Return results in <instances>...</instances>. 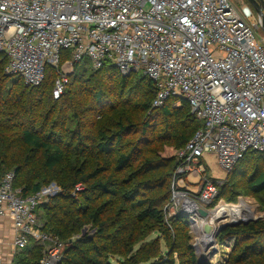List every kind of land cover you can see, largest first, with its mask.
Segmentation results:
<instances>
[{
	"label": "built area",
	"instance_id": "obj_1",
	"mask_svg": "<svg viewBox=\"0 0 264 264\" xmlns=\"http://www.w3.org/2000/svg\"><path fill=\"white\" fill-rule=\"evenodd\" d=\"M251 6L231 0H0V56L7 59L5 72L27 85H40L47 67L55 68L54 98L63 94L74 64L89 59L93 69L111 62L123 76L151 80L153 108L171 96L187 100L200 127L178 152L167 217L187 214L196 231L195 222L207 219L200 210L210 216L216 209L211 205L221 182L206 157L213 155L229 172L248 151L264 154L263 25ZM15 176L10 170L0 180V218L13 220L14 248L25 249L33 238L43 248L38 264H66V242L46 231L36 213L55 188L25 196Z\"/></svg>",
	"mask_w": 264,
	"mask_h": 264
},
{
	"label": "trees",
	"instance_id": "obj_2",
	"mask_svg": "<svg viewBox=\"0 0 264 264\" xmlns=\"http://www.w3.org/2000/svg\"><path fill=\"white\" fill-rule=\"evenodd\" d=\"M6 63L0 56V180L7 171H15L14 185L25 196L39 192L48 181L59 185L60 193L40 203L36 213L46 231L66 242V264H114L116 255L123 258L120 264L150 260L154 261L149 264H160L164 255L159 239H146L155 230L162 233L169 254H176L179 264H209L198 262L187 215L167 217L178 152L200 127L187 100L171 96L153 108V82L140 73L123 76L111 62L97 70L75 63L63 94L54 98L55 68L47 67L45 80L32 86L7 74ZM135 90L145 94L138 103L130 97ZM138 106L152 116L141 118L142 124L128 116ZM154 111L162 115L159 126L148 121L155 117ZM132 134H139V140L127 147L123 140ZM166 147L173 153L165 154ZM116 149L120 150L115 155ZM255 159L259 162L264 154L248 151L227 172L211 207ZM124 170L129 171L125 182L133 185L121 190L117 174ZM254 176L249 193L260 194L264 171L255 169L250 179ZM78 184L85 188L77 195ZM142 189L157 196L137 198ZM120 191L124 200L115 202ZM89 225L97 228L95 235L84 232ZM218 236L221 241L235 239L224 264H264V220L227 226ZM42 252L41 244L29 241L17 262L38 264Z\"/></svg>",
	"mask_w": 264,
	"mask_h": 264
},
{
	"label": "rangeland",
	"instance_id": "obj_3",
	"mask_svg": "<svg viewBox=\"0 0 264 264\" xmlns=\"http://www.w3.org/2000/svg\"><path fill=\"white\" fill-rule=\"evenodd\" d=\"M231 1H233L234 3L239 4V5H241L242 2H245V0H231ZM251 7L253 8L254 11H256L253 6H251ZM253 21H255V20L253 19ZM258 36L261 39L264 38V28L263 27L259 28ZM87 65L91 67V62L89 59H84V61H82L80 63L81 67H86ZM50 73H52L53 78H55V72L50 70ZM52 87L53 86L51 85L50 89H52ZM144 96H145V94L143 93V90H135V91L130 93V97H131L132 101H135L136 103H138V101H140L142 98H144ZM137 105H139V104H137ZM149 114H150V112H143L141 110L140 106H138V110H134L132 108V111L128 116L133 118L134 120H136V122H138L139 124H142L139 122V120L141 118L146 119L147 117H152ZM152 114L155 115V117L152 120L149 119L148 121H151L152 124L156 123L159 126V123L162 120L161 113L160 112L158 113V111H156V112L154 111ZM158 129L159 128H157L156 130H158ZM139 136H140L139 134H137V135L132 134L130 136H125L123 141H125V143L128 147L130 145V143L132 142V140H134V141L139 140ZM119 150L120 149H116L114 154L116 155L119 152ZM177 152L178 151L175 152V155ZM170 153H173V150L169 147H166L165 148V154L168 155ZM248 162H247L246 167L243 171V175H239V176H236L233 178L231 185L229 187H225V192H226L225 197L222 200H220L215 207H213L214 209L215 208L217 209L219 207V205L224 204V203L230 204V205H237V204L245 203V204L249 205L252 208V211H254L255 217H251L250 219H252V220H250L247 223H240V224H248L250 222H255L259 219L264 220V192H262L260 194H250L249 193V191H250L249 183L252 182L256 177V176H254V178L250 179V176H251V174H253V171L255 169H258V173L260 171H264V159H260L259 162L257 159H255L253 161L250 160ZM206 163H207L208 167L210 168L209 171H210V174L212 175V177H214L216 179H221L220 184L222 183V181L224 183L227 172L219 166L216 158L213 155H208L206 157ZM137 164H138V162H135V165H137ZM128 172H129L128 170H124V171H121L117 174V177L119 179L118 180L119 185L123 187L121 190H123L127 187H131L133 185V184H130V183L128 184L125 182V179L128 178ZM188 180L191 182H196L198 180V178L190 176ZM50 186L54 187L55 190L49 194V197L55 196L58 193H60L61 188L55 182L48 181V183L43 188H49ZM189 187L191 189L196 188V186H193V185H189ZM84 188H85L84 185L78 184L76 186V188L74 189V193H77V195H78L80 192L83 191ZM241 193H243V194H241ZM146 195H149V196L156 195V192H152L149 190L142 189V190H140V194L137 196V198H142V197H145ZM228 198H233L234 201L231 202L228 200ZM106 199H107V197L100 198L99 203L105 201ZM122 200H124V197L122 195V191H120L118 193V195L114 198V201L115 202H122ZM80 201H83V200L80 199ZM167 210H168V208H167ZM40 213H41V209L38 211V214H40ZM214 214H215V212H214ZM214 214L212 213L208 217L209 219H211V222L216 227H218L219 225H222V224L224 225V222L222 220L216 219L214 217ZM209 219H208V221H209ZM188 220H189V217H188ZM189 223H190V221H189ZM84 232H87L89 235L92 236V235L96 234L97 228L94 229L92 227V225H89L85 229ZM190 234L192 235L191 245L193 246V248L197 254V257L200 258L202 253L198 251L199 248L201 247V245H198V242H200L203 239L204 234H202V237L197 240L198 233L193 229L192 225L190 226ZM161 237H162V233L158 230H155L146 238L149 241H151L152 239H159L161 252H163V255H164L163 259L160 260V261H162L160 264H162V263L179 264L180 262H179L177 255L176 254H174V255L169 254V250H168V247L166 245V242ZM210 243H211V241H210ZM210 243H209V245H210ZM212 243H214V245L208 249V251H209L208 255L210 256V258L208 259L209 262L211 264H224V262L228 258L230 251L233 249V247L235 245V239H227L225 241H221L219 239V236H217L216 238H214V236H212ZM138 245L139 244H136L135 248H137ZM112 260H113L114 264H120L119 261L123 260V258L116 255L112 258ZM153 261L154 260H150V262L149 261L148 262H142L140 264H149Z\"/></svg>",
	"mask_w": 264,
	"mask_h": 264
},
{
	"label": "bare ground",
	"instance_id": "obj_4",
	"mask_svg": "<svg viewBox=\"0 0 264 264\" xmlns=\"http://www.w3.org/2000/svg\"><path fill=\"white\" fill-rule=\"evenodd\" d=\"M214 212H215V214H214ZM212 213L214 214V217L216 219L222 220L224 222V224L234 223V222H239V221H245V220L250 219L251 217H255V213H254V211H252V208L245 203L237 204V205H230V204L224 203V204H221ZM208 217L206 220H204V222L206 221V222L213 224L211 222V219H209ZM208 219H209V221H208ZM204 222L201 224L195 222V229H196V232L198 233V239L202 237V234H204L203 239L200 242H198V245H201V247L199 248V252H201L202 254H204V253L208 254L209 251H206V250H208L209 248H211L214 245V243H212V236H214V235L206 234L203 231ZM222 225H219V226L221 227ZM210 241H211V243H210ZM209 243H210V245H209ZM207 246H209V247H207Z\"/></svg>",
	"mask_w": 264,
	"mask_h": 264
},
{
	"label": "crops",
	"instance_id": "obj_5",
	"mask_svg": "<svg viewBox=\"0 0 264 264\" xmlns=\"http://www.w3.org/2000/svg\"><path fill=\"white\" fill-rule=\"evenodd\" d=\"M210 169V168H209ZM15 230L13 220L9 215L0 218V264H18L21 251L14 248ZM35 241L30 239V243ZM36 242V241H35Z\"/></svg>",
	"mask_w": 264,
	"mask_h": 264
},
{
	"label": "water",
	"instance_id": "obj_6",
	"mask_svg": "<svg viewBox=\"0 0 264 264\" xmlns=\"http://www.w3.org/2000/svg\"><path fill=\"white\" fill-rule=\"evenodd\" d=\"M256 10L257 14L260 16L261 20H262V25L264 28V0H247ZM200 213L202 215L203 218H207L209 216V213L206 210H200ZM252 219H248L245 221H239V222H234V223H226L224 225H222L221 227H216L213 224L206 222L204 224V232L206 234H212L214 235V238H216L218 236V234L227 226H236L239 225L240 223H247ZM216 241V240H215ZM209 247V246H207ZM208 251V250H206ZM210 256L208 254H202L200 258H198V262L200 263H209V259Z\"/></svg>",
	"mask_w": 264,
	"mask_h": 264
}]
</instances>
